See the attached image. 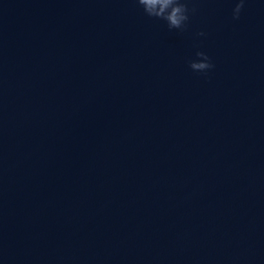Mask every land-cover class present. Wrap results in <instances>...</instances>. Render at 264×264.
Returning a JSON list of instances; mask_svg holds the SVG:
<instances>
[{"label": "water", "instance_id": "obj_1", "mask_svg": "<svg viewBox=\"0 0 264 264\" xmlns=\"http://www.w3.org/2000/svg\"><path fill=\"white\" fill-rule=\"evenodd\" d=\"M183 2L0 0V264H264V0Z\"/></svg>", "mask_w": 264, "mask_h": 264}, {"label": "clouds", "instance_id": "obj_2", "mask_svg": "<svg viewBox=\"0 0 264 264\" xmlns=\"http://www.w3.org/2000/svg\"><path fill=\"white\" fill-rule=\"evenodd\" d=\"M142 7L143 12L148 17H154L167 23L169 29L184 31L187 27L189 12H195V9H189L183 0H135ZM245 0H237L232 10V18L238 20L240 13L244 8ZM197 35H204L198 33ZM196 57L199 59L189 61V67L195 72L204 73L214 67L210 58L203 52L197 51Z\"/></svg>", "mask_w": 264, "mask_h": 264}]
</instances>
